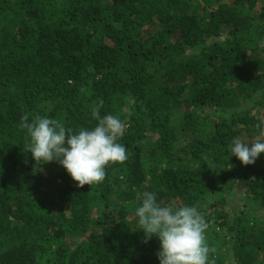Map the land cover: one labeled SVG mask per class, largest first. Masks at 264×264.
<instances>
[{"label":"trees","instance_id":"1","mask_svg":"<svg viewBox=\"0 0 264 264\" xmlns=\"http://www.w3.org/2000/svg\"><path fill=\"white\" fill-rule=\"evenodd\" d=\"M101 101L127 123L103 182L32 158L23 120L91 129ZM261 122L264 0H0V264H159L145 191L199 209L208 264H264V154L228 150Z\"/></svg>","mask_w":264,"mask_h":264},{"label":"clouds","instance_id":"2","mask_svg":"<svg viewBox=\"0 0 264 264\" xmlns=\"http://www.w3.org/2000/svg\"><path fill=\"white\" fill-rule=\"evenodd\" d=\"M102 101L92 108L98 121L91 129L73 131L48 116L33 121L23 120L31 144L29 152L38 164L58 162L78 187L101 183L106 178V166L127 159L126 147L117 142L127 123L115 115L101 117ZM254 140L233 138L228 146L230 157L242 165H252L264 154V122ZM135 210L139 231L145 240L156 237L159 241V264H208L210 249L206 241L208 223L196 206L158 202L154 192L145 191L138 197Z\"/></svg>","mask_w":264,"mask_h":264},{"label":"rangeland","instance_id":"3","mask_svg":"<svg viewBox=\"0 0 264 264\" xmlns=\"http://www.w3.org/2000/svg\"><path fill=\"white\" fill-rule=\"evenodd\" d=\"M244 186H245V185L243 184L242 181H236V182H235V191H234V193H233V196H230V197H229L230 201L233 200V201H231L232 206L235 205V203H236V198H235L234 196H237L236 193L239 192V191H242V189H244ZM239 194H240V193H239ZM239 194H238V195H239Z\"/></svg>","mask_w":264,"mask_h":264}]
</instances>
